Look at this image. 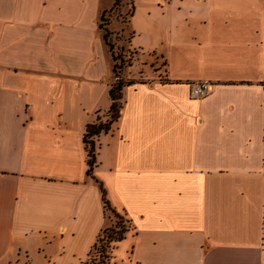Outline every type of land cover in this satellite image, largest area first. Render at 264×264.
<instances>
[{"label":"crops","instance_id":"crops-1","mask_svg":"<svg viewBox=\"0 0 264 264\" xmlns=\"http://www.w3.org/2000/svg\"><path fill=\"white\" fill-rule=\"evenodd\" d=\"M114 3L0 0V264H86L108 224L97 180L131 226L112 264H264V0H134L123 75L146 78L89 175Z\"/></svg>","mask_w":264,"mask_h":264},{"label":"trees","instance_id":"trees-1","mask_svg":"<svg viewBox=\"0 0 264 264\" xmlns=\"http://www.w3.org/2000/svg\"><path fill=\"white\" fill-rule=\"evenodd\" d=\"M119 2V0H115V3L113 7ZM112 7V8H113ZM123 7V6H122ZM112 8L110 10H105L103 11L101 15V21L105 19L106 13L112 12ZM135 5H134V0L131 6V12L130 16L133 14ZM105 22L102 23L100 22V27L104 32V39L106 43L109 45L110 50L113 54V57L115 59L114 67H113V72H114V77L117 78L115 82L111 84L110 88V96H111V106L105 115L106 118H101L100 116L98 117L97 121L93 123H89L86 127L85 135H84V141L86 144V148L88 151V174L93 175L94 168L96 165V143H95V138L101 134L102 132H108L113 124L120 118L121 116V111L123 108V89L125 86L133 84L134 81H128L125 80V75H123V69L124 64H125V59L121 55H116L115 53V46L114 43H112L110 37L113 34L112 29L110 28L111 26V18L104 20ZM134 53H136L134 51ZM118 59L121 60L120 63H118ZM99 186L102 191V197H103V202H104V208H105V213L107 216V210H110L111 212L114 213V215L117 217L118 221L112 225L111 227L106 226L101 234L98 237L97 243L95 244V248H97L99 242L103 240L104 237L103 233L107 234V240L105 243L102 245L101 250L104 254L108 253L107 248L111 249L109 250V253H111L113 245L118 243L119 241L123 240L126 237L127 232L130 230V222L129 220L125 217V215L121 214L118 212L110 203L107 197V191L103 185V183L99 180ZM110 257V256H109ZM89 264V263H86Z\"/></svg>","mask_w":264,"mask_h":264},{"label":"rangeland","instance_id":"rangeland-1","mask_svg":"<svg viewBox=\"0 0 264 264\" xmlns=\"http://www.w3.org/2000/svg\"><path fill=\"white\" fill-rule=\"evenodd\" d=\"M132 3H133V0H119V2L112 8V12L106 13V17L104 19V20H106L107 18L110 19V16L112 14L114 16V21L112 20L114 24L111 27L113 34L111 35L110 39H111L112 43H114L116 55H121L125 59L124 68H127V67L133 65V61L137 57V55H135L134 51L131 50L130 48H128L129 46H127V43L124 44L125 41H128L129 30L127 29L125 31V33L122 32V28L125 27L126 24H128ZM122 6H125V8L122 9ZM104 20H102L100 22L104 23L105 22ZM107 46H108L109 51L111 52L108 44H107ZM111 55L113 57L112 52H111ZM153 56L155 57V53L153 54ZM113 61L115 63L114 57H113ZM117 61H118V63L121 62L120 59H118ZM151 62H152V66L156 67V64L152 60H151ZM112 78H113V82H115L117 80V78L114 77V74L112 75ZM145 78H146L145 75L141 74L136 79L127 76V78H125V80L135 81L137 79L138 80H145ZM107 219H108V224H107L108 227H111L112 225H114L118 221L117 217L110 210H107ZM102 237H104L103 240L101 242H99L97 248H94V250L92 251L87 263H89V264H112V261H113L112 254L109 253V250H111V249L107 248L108 253H106V254H104L101 250L102 245L108 239L107 234L103 233Z\"/></svg>","mask_w":264,"mask_h":264},{"label":"built area","instance_id":"built-area-1","mask_svg":"<svg viewBox=\"0 0 264 264\" xmlns=\"http://www.w3.org/2000/svg\"><path fill=\"white\" fill-rule=\"evenodd\" d=\"M212 89L210 80H195L191 83L190 97L192 99H200L209 94Z\"/></svg>","mask_w":264,"mask_h":264}]
</instances>
